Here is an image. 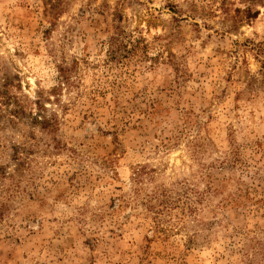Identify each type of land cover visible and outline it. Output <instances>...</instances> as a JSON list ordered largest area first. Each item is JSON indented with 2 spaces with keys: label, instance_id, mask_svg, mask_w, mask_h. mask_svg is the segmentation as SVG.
<instances>
[{
  "label": "rangeland",
  "instance_id": "1",
  "mask_svg": "<svg viewBox=\"0 0 264 264\" xmlns=\"http://www.w3.org/2000/svg\"><path fill=\"white\" fill-rule=\"evenodd\" d=\"M0 264H264V0H0Z\"/></svg>",
  "mask_w": 264,
  "mask_h": 264
},
{
  "label": "trees",
  "instance_id": "2",
  "mask_svg": "<svg viewBox=\"0 0 264 264\" xmlns=\"http://www.w3.org/2000/svg\"><path fill=\"white\" fill-rule=\"evenodd\" d=\"M111 46L109 53V61L112 62H122L125 58H128V56L132 53V51L128 50L129 46H127L124 42H121L119 39L114 38L111 40ZM67 70L64 69V67H61V73L65 74ZM9 85L8 83L6 86ZM15 113L17 115L25 114V110H16ZM33 123L35 125H41L47 128L49 124L51 123L50 120L45 116L44 113L40 112L36 117L33 119Z\"/></svg>",
  "mask_w": 264,
  "mask_h": 264
}]
</instances>
